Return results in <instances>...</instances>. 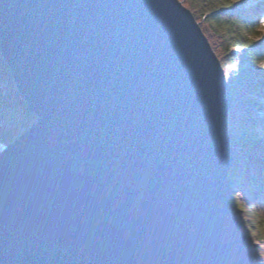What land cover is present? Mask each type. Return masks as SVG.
Masks as SVG:
<instances>
[{"label": "water", "instance_id": "obj_1", "mask_svg": "<svg viewBox=\"0 0 264 264\" xmlns=\"http://www.w3.org/2000/svg\"><path fill=\"white\" fill-rule=\"evenodd\" d=\"M0 56L35 117L0 149V264H255L228 85L178 0H0Z\"/></svg>", "mask_w": 264, "mask_h": 264}, {"label": "rangeland", "instance_id": "obj_2", "mask_svg": "<svg viewBox=\"0 0 264 264\" xmlns=\"http://www.w3.org/2000/svg\"><path fill=\"white\" fill-rule=\"evenodd\" d=\"M178 1L198 24L223 70L230 98L246 116L247 127L240 120L237 124L226 122L233 150L256 148L264 157V14L251 7L254 0ZM234 12L240 15L235 18V24H228ZM12 94L17 91L11 76L0 77V99ZM28 114L26 108L15 117L0 111V149L35 122L34 115ZM228 206L255 264H264V215H258L251 203L237 200L230 187Z\"/></svg>", "mask_w": 264, "mask_h": 264}, {"label": "trees", "instance_id": "obj_3", "mask_svg": "<svg viewBox=\"0 0 264 264\" xmlns=\"http://www.w3.org/2000/svg\"><path fill=\"white\" fill-rule=\"evenodd\" d=\"M232 15L229 17L231 20H228V24H235V18L240 14L234 12ZM218 18L221 19V17ZM2 76L9 79L10 73L0 56V77ZM24 108H26L25 103L18 93L12 94L7 99H0V111L3 110L12 117L17 116ZM239 120L247 127L246 116L231 98V108L227 113L226 122L237 124ZM228 180L229 187L236 194L237 200L251 203L258 215H264V157L262 151L250 147H235Z\"/></svg>", "mask_w": 264, "mask_h": 264}, {"label": "bare ground", "instance_id": "obj_4", "mask_svg": "<svg viewBox=\"0 0 264 264\" xmlns=\"http://www.w3.org/2000/svg\"><path fill=\"white\" fill-rule=\"evenodd\" d=\"M251 6V5H250ZM252 8L257 7L264 14V0H254Z\"/></svg>", "mask_w": 264, "mask_h": 264}, {"label": "snow or ice", "instance_id": "obj_5", "mask_svg": "<svg viewBox=\"0 0 264 264\" xmlns=\"http://www.w3.org/2000/svg\"><path fill=\"white\" fill-rule=\"evenodd\" d=\"M262 23H264V21H262Z\"/></svg>", "mask_w": 264, "mask_h": 264}]
</instances>
